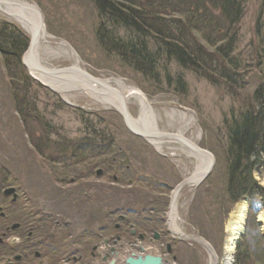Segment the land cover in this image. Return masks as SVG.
<instances>
[{"label":"rangeland","instance_id":"374dc122","mask_svg":"<svg viewBox=\"0 0 264 264\" xmlns=\"http://www.w3.org/2000/svg\"><path fill=\"white\" fill-rule=\"evenodd\" d=\"M26 1L38 7L46 31L53 38L51 47L57 51V56L51 61L52 67L69 69L78 64L94 78H116L136 88L152 104L157 129L162 132L176 133L180 126L177 116H192L193 123L187 137L192 138L200 149L210 153L215 165L198 188L190 190L187 187L182 191L178 216L183 237L173 235L167 227L166 218L172 194L193 173L195 160L181 153L175 144H165L162 152L157 151L145 140L133 135L119 113L102 107L82 94L71 95V105H67L59 95L38 84L28 73L35 83L31 94L39 102L40 116L57 133V136H52L51 142L57 143L64 138L73 143L79 142L88 133L81 112L88 115L91 124L99 128L94 115L110 124L113 143L119 144L125 151L118 155L119 159L125 161L121 162V167L116 162L114 164V156L85 157L80 163L75 158L60 164L57 149L43 150L45 140L41 139V133L36 131L34 124H24L16 112L1 55L0 165L18 166L22 181L33 185L39 205L48 211L68 220L76 217L78 222L85 214L84 219L91 227L100 224L101 238L93 244L110 236L131 241L129 225L121 224L119 217L131 221L136 217L139 221L135 229L146 234L147 238L155 231L161 237V244L170 245L171 253L154 245L149 249L172 264H209V252L201 243H205L215 254L216 264H222L225 226L235 207L229 208L224 200L227 171L224 151L227 141L223 121L230 118L231 111L238 109L237 100L233 101L222 89L213 87L191 72L182 71L174 63L169 70L172 74H183L188 88L185 96L160 94L143 83L133 71L99 47L94 36L96 11L90 0ZM2 21L10 22L0 13ZM124 34L120 31L121 36ZM259 35L264 41V0H245L244 16L238 27V52L243 56L252 51L255 56L253 46H256ZM250 63V75L243 92V96L249 98L258 84L264 83V65L258 69L255 68L256 60ZM135 108L131 105L129 110L137 117ZM36 144L41 154L36 151ZM98 171L101 173L99 176ZM252 174L264 189V168L258 165ZM53 197H57L56 204L50 203ZM243 200L248 206L246 231L252 219L258 225L259 214H263L264 210L259 209L253 216L250 213L252 198L245 196ZM255 203V208L258 203H264V193L255 197ZM116 225L120 227L119 230H115ZM263 227L264 224L259 226V230L264 236Z\"/></svg>","mask_w":264,"mask_h":264},{"label":"trees","instance_id":"16d2710c","mask_svg":"<svg viewBox=\"0 0 264 264\" xmlns=\"http://www.w3.org/2000/svg\"><path fill=\"white\" fill-rule=\"evenodd\" d=\"M90 1L96 11L94 36L99 47L143 83L160 94L185 96L188 88L183 74L169 70L174 63L237 100L238 109L223 121L227 141L224 200L231 208L249 196L253 216L259 209L264 210V203L255 208V197L263 194L264 189L252 174L256 166L264 168V83L258 84L250 98L243 96L251 60H256L255 68L264 65V41L257 36L255 56L252 51L243 56L238 52V27L244 16L245 0ZM120 31L125 34L121 36ZM28 44V36L18 26L0 22V55L14 107L24 124H34L41 133L45 140L43 150L57 149L60 164L75 158L80 163L85 157L114 156V164L121 167L125 161L118 155L125 151L113 143L112 126L97 115L93 117L101 128L92 125L90 117L80 112L88 133L79 142L65 138L51 142L57 133L41 118L39 102L31 94L35 83L22 64ZM38 146L35 149L41 154ZM246 227L236 245L234 264H264V236L254 219Z\"/></svg>","mask_w":264,"mask_h":264},{"label":"bare ground","instance_id":"6f19581e","mask_svg":"<svg viewBox=\"0 0 264 264\" xmlns=\"http://www.w3.org/2000/svg\"><path fill=\"white\" fill-rule=\"evenodd\" d=\"M34 6L26 0H0V13L18 26L33 41L31 49L23 56V63L34 81L49 88L67 103H70L69 97L71 95L79 93L102 107L119 112L123 116L127 128L141 135L142 139L157 151L162 152L165 144H175L178 145L181 153L195 160L196 165L193 173L173 191L166 217L170 232L177 237H183L178 216L181 193L187 187L190 190L198 188L211 171L212 165L211 156L203 152L204 150L200 149L192 138L187 137L191 131L193 117L181 114L177 116L180 126L176 133L162 132L154 127L155 114L152 110V104L141 92L126 85L124 81L116 78H94L78 66L69 68L65 73H59L63 69L51 66V61L57 56V51L51 47L53 38L41 28L38 18L36 20L33 18ZM131 105L136 107L137 117L131 114L129 110ZM246 217L247 202L243 200L235 205L225 226L226 236L223 245L222 264H234L237 241L244 231ZM263 218L264 214H259L258 220L262 224H264ZM201 244L209 252V264H216L217 257L215 254L205 243ZM130 246H127V250L118 248L115 254L111 256V262H113L111 264H125L124 260L128 250L134 254L138 252L134 247L142 248L138 252L141 256L149 254L144 244L138 243L136 246Z\"/></svg>","mask_w":264,"mask_h":264},{"label":"flooded vegetation","instance_id":"af4514ba","mask_svg":"<svg viewBox=\"0 0 264 264\" xmlns=\"http://www.w3.org/2000/svg\"><path fill=\"white\" fill-rule=\"evenodd\" d=\"M16 167L0 165V264H111L118 248L127 250L126 241L166 251L168 244L160 243L157 232L147 238L135 229L139 221L136 217L132 221L119 217L121 224L129 225L131 241L110 236L93 244L101 238L100 224L91 227L85 214L79 222L76 217L68 220L39 205L33 185L22 181L20 168ZM57 201L53 197L50 203ZM119 228L115 226V230ZM134 248L140 252V247ZM147 252L154 254L151 249ZM132 254L128 250L126 259Z\"/></svg>","mask_w":264,"mask_h":264},{"label":"water","instance_id":"95a60500","mask_svg":"<svg viewBox=\"0 0 264 264\" xmlns=\"http://www.w3.org/2000/svg\"><path fill=\"white\" fill-rule=\"evenodd\" d=\"M33 13H35L34 14V19L36 20V18H38V20H39V24H40V26H41V28L44 30V31H46V28H45V25H44V21H43V17H42V14H41V12H40V10L38 9V7L35 5L34 6V11H33ZM36 16V17H35ZM32 43H33V41H32V39H29V44H28V48H27V50H26V52H28L30 49H31V47H32ZM25 52V53H26ZM25 55V54H24ZM23 55V56H24ZM22 64L24 65V63H23V58H22ZM25 66V65H24ZM76 66H78L79 67V65L77 64ZM67 70L68 69H63V70H61V71H59V73H65V72H67ZM33 79V78H32ZM34 80V79H33ZM39 84V83H38ZM41 85V84H40ZM41 86H43V85H41ZM43 87H45V86H43ZM46 89H48L49 90V88H47V87H45ZM51 91V90H50ZM64 103H66L67 105H71L70 103H67V102H65L64 101ZM117 113H119V112H117ZM120 114V113H119ZM121 115V114H120ZM122 116V115H121ZM123 117V116H122ZM125 123V122H124ZM154 127H155V129L157 130V126H156V121H154ZM129 130V129H128ZM130 131V130H129ZM133 135H135V136H137V137H140V138H142L141 137V135H138V134H136V133H134V132H132V131H130ZM203 152H205V153H207L208 155H210L211 156V158H212V165H211V171L209 172V174L212 172V169H213V167H214V165H215V160H214V157L210 154V153H208V152H206V151H203ZM101 173H100V171H98L97 172V176H99ZM209 174H207V176H209ZM207 176L203 179V181H205V179L207 178ZM202 181V182H203ZM247 213H248V206H247ZM246 219H247V217H246ZM258 225L259 226H262L263 224L262 223H260V222H258ZM244 231H245V228H244ZM244 231H243V233L240 235V237H239V240H240V238H241V236L244 234ZM157 236H155V238H156ZM142 239V238H141ZM238 240V241H239ZM238 241H237V243H238ZM142 250V249H141ZM166 251L168 252V253H170L171 252V248H170V245H167V248H166ZM175 259L173 258V261H174ZM167 263H170L169 261H167V260H164L161 256H155V255H152V254H148V255H144V256H136V254H132L131 256H129L126 260H125V264H167Z\"/></svg>","mask_w":264,"mask_h":264},{"label":"built area","instance_id":"2783aa9c","mask_svg":"<svg viewBox=\"0 0 264 264\" xmlns=\"http://www.w3.org/2000/svg\"><path fill=\"white\" fill-rule=\"evenodd\" d=\"M146 250L148 251V250H149V248H146ZM138 254H140V253H138Z\"/></svg>","mask_w":264,"mask_h":264}]
</instances>
